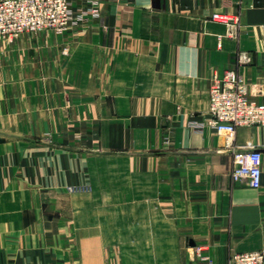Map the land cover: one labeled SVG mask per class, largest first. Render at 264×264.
I'll use <instances>...</instances> for the list:
<instances>
[{"label": "crops", "instance_id": "obj_1", "mask_svg": "<svg viewBox=\"0 0 264 264\" xmlns=\"http://www.w3.org/2000/svg\"><path fill=\"white\" fill-rule=\"evenodd\" d=\"M224 12L240 15L235 36L212 19ZM263 26L264 0H109L65 41L0 44L33 72L12 103L25 109L5 127L73 131L64 140L88 161L86 215L97 229L73 264H197V247L225 264L264 249V125L233 139L190 126L208 117L213 80L227 69L264 104ZM244 150L262 154L259 189L232 179ZM73 215L77 239L82 207ZM12 261L0 252V264Z\"/></svg>", "mask_w": 264, "mask_h": 264}, {"label": "rangeland", "instance_id": "obj_2", "mask_svg": "<svg viewBox=\"0 0 264 264\" xmlns=\"http://www.w3.org/2000/svg\"><path fill=\"white\" fill-rule=\"evenodd\" d=\"M65 34L43 29L3 37L0 44L65 41ZM0 47V252L12 255L13 261L6 264H73V251L87 252L92 246L89 233L97 229L86 215L92 189L87 158L65 142L64 136H73V131L6 128L15 125L9 122L10 111L25 109L22 102L18 108L12 103L25 95L26 74L33 72L25 59L16 60L6 46ZM38 65L34 68L42 77L43 67ZM74 207L83 212L84 231L77 239ZM97 214L98 220L106 217L105 210ZM114 214L120 217L122 211ZM26 252L30 261L23 257Z\"/></svg>", "mask_w": 264, "mask_h": 264}, {"label": "built area", "instance_id": "obj_3", "mask_svg": "<svg viewBox=\"0 0 264 264\" xmlns=\"http://www.w3.org/2000/svg\"><path fill=\"white\" fill-rule=\"evenodd\" d=\"M109 0H0V39L24 32L54 30L65 33L87 25L100 16L102 4ZM212 19L228 27V36H235L240 28V15L229 12L214 13ZM264 35V26L262 27ZM250 87L235 69H227L222 77H215L210 90L208 117L194 119L190 126L197 131L207 127L219 135L233 139L240 127L264 125V104L250 95ZM262 154L257 150L235 151L232 179L245 180L248 186H262ZM197 264H212L196 248ZM225 264H264V249L235 253Z\"/></svg>", "mask_w": 264, "mask_h": 264}]
</instances>
